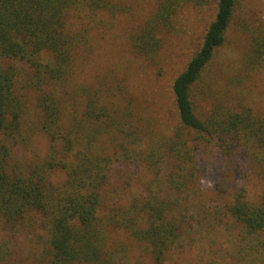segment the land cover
<instances>
[{"label": "trees", "instance_id": "obj_1", "mask_svg": "<svg viewBox=\"0 0 264 264\" xmlns=\"http://www.w3.org/2000/svg\"><path fill=\"white\" fill-rule=\"evenodd\" d=\"M211 4L213 16L201 42L171 84L176 120L169 132L155 135L141 159L151 173V184L129 204H119L110 202L105 192L112 159L94 144L96 135L110 134L99 130L108 110L88 101L76 117L65 111L58 87L71 78L92 29L105 24L101 17L124 13V4L0 0V221L10 229L41 233L44 264H127L134 257L133 244L144 248L150 261L137 258L134 264H165L183 249L190 216L183 208L182 193L198 178L201 146L211 142L223 154L243 153L258 168L261 194L251 200L236 192L222 204L221 213L238 230L235 245L244 253L242 259L264 264V114L241 103L217 105L200 114L194 94L239 16V1L158 0L154 11L130 28L127 37L133 55L161 75L160 53L166 35L174 30L175 17L187 6ZM241 21L237 30L246 45L240 69L249 75L264 66V25ZM28 90L36 93L38 115L31 124ZM125 109L119 107V112L129 116L132 108ZM114 131L122 133L120 124ZM35 134L48 137L46 152L21 159L19 149L28 148Z\"/></svg>", "mask_w": 264, "mask_h": 264}, {"label": "rangeland", "instance_id": "obj_2", "mask_svg": "<svg viewBox=\"0 0 264 264\" xmlns=\"http://www.w3.org/2000/svg\"><path fill=\"white\" fill-rule=\"evenodd\" d=\"M157 1L121 0L124 13L101 17L105 24L92 29L88 45L78 52L71 78L58 87L65 111L76 117L84 112L88 101L108 110L99 130L110 134L96 135L94 144L112 159L105 192L110 202L119 204H129L148 190L151 173L142 162L144 153L156 134L169 132L174 124L172 81L198 48L205 25L213 16L214 4L187 6L178 13L174 30L165 37L158 75L155 68L133 55L127 37L130 28L154 11ZM238 1L239 16L194 88L200 114L217 105L232 107L238 103L264 114V66L249 75L241 71L246 39L237 30L241 20L264 25V0ZM26 95L27 121L31 124L38 119L34 110L36 93L28 90ZM127 105L132 108L129 116L119 112V107L126 110ZM111 124H120L122 133L115 132ZM31 139L28 148L19 149L21 159L41 157L49 146L48 137L42 134ZM196 159L198 178L182 193L186 196L183 208L190 216L189 229L182 237L183 249L174 252L165 264H247L241 257L244 253H239L235 245L238 230L222 217L221 207L236 192L251 200L261 194L263 182L258 168L241 152L223 154L214 142L201 146ZM118 239L131 244L123 236ZM45 249L41 233L10 229L0 221V264H44ZM132 250L134 257L127 264H134L137 258L150 262L144 248L133 244Z\"/></svg>", "mask_w": 264, "mask_h": 264}]
</instances>
